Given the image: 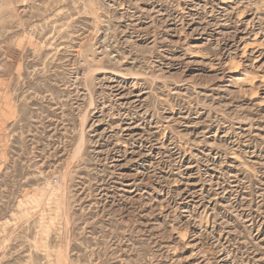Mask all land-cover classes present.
<instances>
[{
  "label": "rangeland",
  "instance_id": "1",
  "mask_svg": "<svg viewBox=\"0 0 264 264\" xmlns=\"http://www.w3.org/2000/svg\"><path fill=\"white\" fill-rule=\"evenodd\" d=\"M0 264H264V0H0Z\"/></svg>",
  "mask_w": 264,
  "mask_h": 264
}]
</instances>
